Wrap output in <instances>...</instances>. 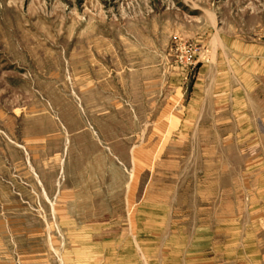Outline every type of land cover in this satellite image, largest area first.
Returning a JSON list of instances; mask_svg holds the SVG:
<instances>
[{"label":"rangeland","instance_id":"obj_1","mask_svg":"<svg viewBox=\"0 0 264 264\" xmlns=\"http://www.w3.org/2000/svg\"><path fill=\"white\" fill-rule=\"evenodd\" d=\"M0 264H264V0H0Z\"/></svg>","mask_w":264,"mask_h":264}]
</instances>
